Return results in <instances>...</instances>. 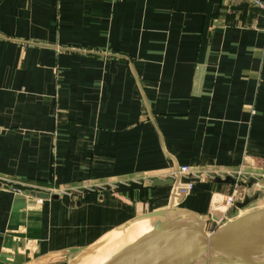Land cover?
Masks as SVG:
<instances>
[{
	"label": "crops",
	"instance_id": "obj_1",
	"mask_svg": "<svg viewBox=\"0 0 264 264\" xmlns=\"http://www.w3.org/2000/svg\"><path fill=\"white\" fill-rule=\"evenodd\" d=\"M244 164L264 166V8L0 0V264H79L170 206L210 232L264 207V180L230 206L232 182L195 181L173 203L171 183L154 181L182 165ZM72 186L83 190L49 193Z\"/></svg>",
	"mask_w": 264,
	"mask_h": 264
},
{
	"label": "water",
	"instance_id": "obj_2",
	"mask_svg": "<svg viewBox=\"0 0 264 264\" xmlns=\"http://www.w3.org/2000/svg\"><path fill=\"white\" fill-rule=\"evenodd\" d=\"M215 181L233 179L217 177ZM154 183L172 184V180ZM31 194L48 196L45 192ZM141 219L154 220L151 230L126 244L104 264H264V207L247 211L210 232L204 229L203 220L181 214L171 206L138 215L122 227ZM92 249L89 247L83 255Z\"/></svg>",
	"mask_w": 264,
	"mask_h": 264
},
{
	"label": "built area",
	"instance_id": "obj_3",
	"mask_svg": "<svg viewBox=\"0 0 264 264\" xmlns=\"http://www.w3.org/2000/svg\"><path fill=\"white\" fill-rule=\"evenodd\" d=\"M252 1L259 7L264 8L263 0ZM164 176H167L172 180L171 201L173 203H178V198L180 196L184 197L192 189L195 181L214 179L217 177L224 179L225 177L230 176L233 179V186L230 193L224 197V205L230 206L235 201L236 193L241 185L248 183L251 179L264 180V166L259 170H252L244 164V166H240L237 169L227 170L219 169V167H190L188 165H182L164 175H160L162 178ZM91 188L92 185L87 186L84 189ZM82 190L83 187L81 186H72L68 188L51 189L49 193L56 195H71L73 192L80 193ZM40 199L41 198L38 197L37 201H40Z\"/></svg>",
	"mask_w": 264,
	"mask_h": 264
},
{
	"label": "bare ground",
	"instance_id": "obj_4",
	"mask_svg": "<svg viewBox=\"0 0 264 264\" xmlns=\"http://www.w3.org/2000/svg\"><path fill=\"white\" fill-rule=\"evenodd\" d=\"M140 221H143V219L142 220H137V221H135V222H133V223H131L130 225H132V224H134V223H137V222H140ZM151 230V229H150ZM150 230H148L147 232H149ZM126 231H127V229L122 233V234H124V235H122V234H120L119 235V233H116L115 235H113L110 239H109V241L111 242V243H109L108 245H110V244H112L114 241H116V240H118L119 239V237H125L124 238V244H122V245H120V246H118V248L117 249H115L114 251H115V253H117L120 249H122L126 244H128V243H132L133 241H135L136 239H138L139 237H141L142 235H144L145 233H147V232H145L144 234H143V230H140V232H138V233H140V235L138 234V236L136 235V233L135 234H133L132 235V241H129V238H128V233L129 232H127L126 233ZM142 232V233H141ZM125 234H128V235H125ZM122 235V236H121ZM134 238V239H133ZM114 240V241H113ZM108 245H106V248L107 249H102V250H99V251H97L95 254H93V255H91V256H89V257H87V258H85V260H83V261H81L79 264H104L107 260H109L111 257H112V255L109 253V252H107L106 253V251H108ZM113 251V252H114ZM112 252V253H113ZM109 253V254H108Z\"/></svg>",
	"mask_w": 264,
	"mask_h": 264
},
{
	"label": "rangeland",
	"instance_id": "obj_5",
	"mask_svg": "<svg viewBox=\"0 0 264 264\" xmlns=\"http://www.w3.org/2000/svg\"><path fill=\"white\" fill-rule=\"evenodd\" d=\"M149 221L151 222V220H149ZM152 221H153V220H152ZM150 224H151V223H150ZM134 232H135V231H134ZM134 232H133V234H135ZM141 233H142V232H141ZM138 234L140 235V233H138ZM138 234L136 233L137 236H138ZM133 239H134V238H133ZM101 245H102V242L99 243V244L97 245V247H99V246H101ZM95 246H96V245H95ZM119 246H120V245H119ZM97 247H94V246H93V249H92V250L96 249ZM104 248L107 249L106 246L104 245V246L100 247L99 250H102V249H104ZM117 248H118V246L111 247V248L108 247V251H106V253L109 252L110 254H112V252H113L115 249H117ZM99 250H98V248H97V250L93 251V253H91V255L95 254V253H96L97 251H99ZM109 253H108V254H109ZM91 255H90V256H91ZM86 258H87V257H86ZM84 260H85V259H84Z\"/></svg>",
	"mask_w": 264,
	"mask_h": 264
}]
</instances>
